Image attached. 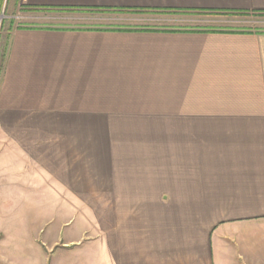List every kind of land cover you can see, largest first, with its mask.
I'll list each match as a JSON object with an SVG mask.
<instances>
[{
    "label": "crops",
    "instance_id": "crops-1",
    "mask_svg": "<svg viewBox=\"0 0 264 264\" xmlns=\"http://www.w3.org/2000/svg\"><path fill=\"white\" fill-rule=\"evenodd\" d=\"M19 3L119 11L99 13L119 25L200 18L135 10L264 13V0ZM1 229L0 264H26L7 243L28 264H264V32L14 27Z\"/></svg>",
    "mask_w": 264,
    "mask_h": 264
},
{
    "label": "rangeland",
    "instance_id": "rangeland-1",
    "mask_svg": "<svg viewBox=\"0 0 264 264\" xmlns=\"http://www.w3.org/2000/svg\"><path fill=\"white\" fill-rule=\"evenodd\" d=\"M84 12V13H83ZM86 14V15H83ZM116 16H103L97 12L81 11L79 13H71L59 10L51 11H27L23 10L19 0H0V69L3 65L4 49L7 42L9 32L14 27L19 26H33V27H47L52 28H94L112 24H120L114 18ZM158 18L152 17H134L132 20L124 19L123 22L127 23H146L157 26H171L174 28L185 27H211L220 29H249L253 31L264 32V16L263 15H250L247 17H234V18H164L163 20L156 21ZM118 22V23H117ZM13 196V195H12ZM11 196V197H12ZM19 196L15 197L18 201ZM14 204L13 198L11 199ZM78 220V218H77ZM0 234H3L1 229ZM4 235V234H3ZM5 247L9 250V256L13 262H20L28 264L26 258L19 259L20 255L18 245L14 243H7ZM26 259V260H25Z\"/></svg>",
    "mask_w": 264,
    "mask_h": 264
},
{
    "label": "trees",
    "instance_id": "trees-1",
    "mask_svg": "<svg viewBox=\"0 0 264 264\" xmlns=\"http://www.w3.org/2000/svg\"><path fill=\"white\" fill-rule=\"evenodd\" d=\"M23 10L27 11H51V10H59V11H65V12H71V13H79L81 11H86V12H97V13H109V12H117L119 14V11H113V10H102V9H67V8H34V7H22ZM135 12V14H147L148 13H158L160 15H194L198 16L200 18H216V17H226V18H234V17H247L250 15H263L264 13L261 12H254V13H249V12H229V11H220V12H215V11H185V12H180V11H163V12H156V11H149V10H139V11H132ZM99 27H107V25L104 26H99ZM99 27H94V28H99ZM45 28H51L50 26H47ZM107 28H115L117 30H168V29H177L171 26H157V25H150L146 23H141V24H136V25H119L118 24H112L109 25ZM197 29V30H206V31H238V30H243L241 28L239 29H220V28H211V27H185V29ZM247 30V29H246ZM249 30V29H248Z\"/></svg>",
    "mask_w": 264,
    "mask_h": 264
}]
</instances>
